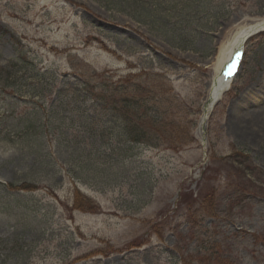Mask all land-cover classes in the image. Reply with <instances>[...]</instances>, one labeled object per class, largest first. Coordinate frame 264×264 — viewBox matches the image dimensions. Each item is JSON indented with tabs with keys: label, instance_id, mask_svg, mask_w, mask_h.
<instances>
[{
	"label": "rangeland",
	"instance_id": "obj_1",
	"mask_svg": "<svg viewBox=\"0 0 264 264\" xmlns=\"http://www.w3.org/2000/svg\"><path fill=\"white\" fill-rule=\"evenodd\" d=\"M261 19L264 0H0V264H264V31L199 129L222 45ZM133 75L160 153L77 86ZM213 190L215 217L193 204Z\"/></svg>",
	"mask_w": 264,
	"mask_h": 264
},
{
	"label": "trees",
	"instance_id": "obj_2",
	"mask_svg": "<svg viewBox=\"0 0 264 264\" xmlns=\"http://www.w3.org/2000/svg\"><path fill=\"white\" fill-rule=\"evenodd\" d=\"M111 79H108L107 81L104 80L103 83L93 86L88 80L84 79L82 82L79 78L78 80L81 82L77 86L89 101L94 104H100L118 117L122 124L124 136L129 140L130 144L145 145L153 148V150L163 151L159 149V139L164 131L162 123L165 119H157L156 122H153L152 124L151 121L147 119L153 112L159 113V107L156 108L154 104L156 101L151 100V96H148L147 98L141 96V93L148 92L146 85H138L137 81L134 82V75L120 78L118 81L112 83ZM125 79L126 81H124ZM163 87L168 89V84L164 82ZM149 90L152 91L151 88H149ZM167 93L168 90L163 92V95L158 98L161 99L162 102H168ZM159 116L161 117L160 114ZM145 121H148V123ZM163 137L167 139V133H164ZM165 151L167 150L165 149ZM23 190L34 192L29 190V187H25ZM201 202L203 208H205V210L208 209V216H217V214L215 215L216 190L208 193L207 198L202 196L199 200H195L193 204L200 203L201 205ZM188 211L192 213L190 217H194L192 206H188ZM202 213H204V211H202Z\"/></svg>",
	"mask_w": 264,
	"mask_h": 264
},
{
	"label": "bare ground",
	"instance_id": "obj_3",
	"mask_svg": "<svg viewBox=\"0 0 264 264\" xmlns=\"http://www.w3.org/2000/svg\"><path fill=\"white\" fill-rule=\"evenodd\" d=\"M244 27H247V28H244ZM243 29H248V30L243 33L242 32ZM254 31H256L258 33L264 31V19L251 21L250 23L246 22L243 26H241L235 30V33H237V32L238 33L235 35V37L232 39V41L229 40L230 43L229 42L228 43L230 45H228V47L222 45L221 56L218 58V62H217L215 78L212 81V85H211L210 92H209V98L206 102L203 118L201 120L200 127H199L201 134L203 131V127L205 126V124H206V122L210 116L212 108L215 105V102L217 101L218 98H220L221 92H223V89L225 88L224 86L228 87L231 85L230 83L225 84L224 82H222V80L218 76V73L222 70L224 64L227 62V60L232 55L234 50L236 48H238V46L244 42L246 37H251L253 34L252 32H254ZM241 34H242V36H241ZM255 35H256V33H255ZM243 64H244V61L242 62L241 66H240V69H239L238 74L236 75V78L240 74Z\"/></svg>",
	"mask_w": 264,
	"mask_h": 264
}]
</instances>
